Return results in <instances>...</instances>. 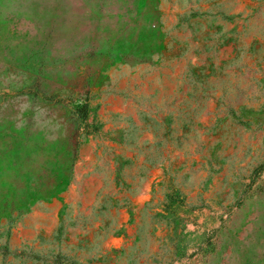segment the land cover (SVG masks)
<instances>
[{
	"label": "rangeland",
	"instance_id": "1",
	"mask_svg": "<svg viewBox=\"0 0 264 264\" xmlns=\"http://www.w3.org/2000/svg\"><path fill=\"white\" fill-rule=\"evenodd\" d=\"M0 264H264V0H0Z\"/></svg>",
	"mask_w": 264,
	"mask_h": 264
},
{
	"label": "trees",
	"instance_id": "2",
	"mask_svg": "<svg viewBox=\"0 0 264 264\" xmlns=\"http://www.w3.org/2000/svg\"><path fill=\"white\" fill-rule=\"evenodd\" d=\"M82 108H83V109H82V110H83V115L85 116V115L87 114V108H88V107L85 105V106H83Z\"/></svg>",
	"mask_w": 264,
	"mask_h": 264
}]
</instances>
